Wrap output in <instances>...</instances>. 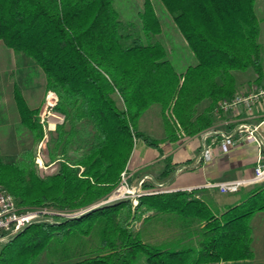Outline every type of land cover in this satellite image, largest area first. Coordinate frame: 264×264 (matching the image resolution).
I'll use <instances>...</instances> for the list:
<instances>
[{
    "label": "trees",
    "instance_id": "16d2710c",
    "mask_svg": "<svg viewBox=\"0 0 264 264\" xmlns=\"http://www.w3.org/2000/svg\"><path fill=\"white\" fill-rule=\"evenodd\" d=\"M159 1L197 60L183 73L153 40L162 24L148 0L135 21L121 20L114 0H0V41L41 69L44 91L56 92L55 110L65 117L49 135L52 174L39 175L31 150L10 162L0 152V186L19 208L89 209L119 185L137 141L161 152L167 139L198 134L237 95L238 73L250 69L260 81L255 0ZM14 97L22 124L40 141L38 109L19 92ZM153 105L163 140L139 128ZM199 192L147 194L136 205L123 199L32 223L2 243L0 264H38L43 255L47 264H264L255 259L252 225L264 212V185L220 210ZM141 219L165 223L176 236L151 242L131 226Z\"/></svg>",
    "mask_w": 264,
    "mask_h": 264
},
{
    "label": "rangeland",
    "instance_id": "374dc122",
    "mask_svg": "<svg viewBox=\"0 0 264 264\" xmlns=\"http://www.w3.org/2000/svg\"><path fill=\"white\" fill-rule=\"evenodd\" d=\"M145 1L146 0H114V7L118 11L121 20L135 21L137 20V13L144 9ZM148 1L152 4L162 24V32L154 36L153 40L160 41L163 44L167 52L166 58L177 72L183 73L188 66L196 65L197 60L193 56L186 41L175 28L172 18L166 12L161 2L159 0ZM254 8L259 26L258 42L260 44L261 66L264 73V0H255ZM237 76L239 84H237L236 94L245 95L248 93V88H251V82L256 76L250 69L243 73H238ZM262 78L264 79V74ZM44 86L45 79L41 69L29 58L25 57L23 54L14 53L13 50L5 47L0 41V152L3 159L10 162L16 161L24 150H31L35 156L37 171L41 177L52 174L57 169V164L51 162L48 156V148L50 146L49 135L51 131L55 130L57 125L54 129L48 131L47 127L49 125L46 123V127L44 128L40 123L43 129V137L46 133L48 134L47 141L42 137L40 141L35 142L32 132L22 124L18 116L19 112L17 114L15 110H12L13 108H10V101L7 103V99L10 98L12 100V106H14V92H19L24 98V105L30 109H34L37 100L43 98L37 114L40 122V110L44 104L45 95L47 93V91H44ZM54 93L56 94V92ZM198 109L200 110V107H198ZM54 112L59 116H63V122L65 121L64 115L56 110H54ZM170 114L169 111H166L168 120L173 122V117ZM214 117H216V114H214ZM11 119L12 125H10ZM138 124L141 131L155 139L163 140L166 136L159 105L151 106L146 113L139 118ZM177 130H179L178 127ZM177 133H180V130ZM41 141L42 146H40ZM152 189L154 191H168V188L158 185H153ZM246 195L247 193L243 190L234 194L214 193L215 198L217 197L221 202L226 203L240 200ZM127 199L132 198L129 197ZM252 225L254 229L253 248L255 251V259L256 261H263L264 212L254 217ZM131 226L134 229L144 228L146 234L145 239L151 242H158L159 240L162 241L176 236L174 228H169L165 223L155 225L150 222L144 224L141 219L140 221L133 222ZM1 245L2 243H0V247ZM87 246L89 247V245ZM38 264H47L46 255L41 257Z\"/></svg>",
    "mask_w": 264,
    "mask_h": 264
},
{
    "label": "crops",
    "instance_id": "0c3cea01",
    "mask_svg": "<svg viewBox=\"0 0 264 264\" xmlns=\"http://www.w3.org/2000/svg\"><path fill=\"white\" fill-rule=\"evenodd\" d=\"M251 83L247 95H258L264 91L263 78L258 82L253 80ZM13 100L14 106H12L10 98L7 99V103L10 101V108H13L12 110L18 114L15 97ZM42 100L43 98L37 100L34 109L39 108ZM241 124L257 127L264 155V95H259L249 107L240 105L227 112H222L221 119L213 126L223 132L234 133ZM10 125H12V119ZM205 145H210L213 151L212 158L207 162H203L201 158ZM160 151L148 147L140 140L135 143L126 168L129 184L137 187L139 182L143 181L147 185L164 186L168 188V192L198 190L200 191L198 196L210 201L219 210L223 209L224 206L238 203L241 199L227 203L221 202L220 199L214 197V193L219 192L218 189L208 188L205 185L209 182L216 183L251 177L257 156L256 146L252 143L239 142L228 153H223L219 148L218 138L216 141L210 138L203 140L199 133L192 136H182L174 141L167 139L160 144ZM168 170V173L162 174ZM255 185H264V182L245 186L240 191L243 190L247 193ZM144 189L152 188L146 187Z\"/></svg>",
    "mask_w": 264,
    "mask_h": 264
},
{
    "label": "built area",
    "instance_id": "2783aa9c",
    "mask_svg": "<svg viewBox=\"0 0 264 264\" xmlns=\"http://www.w3.org/2000/svg\"><path fill=\"white\" fill-rule=\"evenodd\" d=\"M259 95H264V91L260 94L252 95H235L231 100L223 101L219 106V111L227 112L240 105L249 107ZM44 104L40 110V123L46 127L48 131L54 129V127L63 122V116H59L54 112V108L57 105V95L53 91H47L44 99ZM203 140L213 139L219 140V148L223 153H228L235 144L239 142L252 143L256 146L257 156L256 163L253 168L251 177L237 178L233 180H227L216 183H207L205 186L208 188H216L222 194L236 193L241 188L249 185L264 182V155L262 153V145L258 137L257 127H250L245 124L239 125L234 133H227L219 130L217 127L212 126L199 133ZM48 134L44 135L45 141H47ZM42 146V141L40 142ZM46 143V142H45ZM212 148L210 145H205L202 150L201 158L203 162H207L212 158ZM142 182H139L137 187L131 186L128 182V176L126 170L121 173L119 185L99 203L93 205L89 209L97 208L104 204H109L118 200L127 198L130 199L133 205L137 204L138 197L147 194H153L158 192H168L167 190L154 191L153 189L146 190L142 186ZM192 191V190H188ZM87 209V210H89ZM87 210H82L76 213H68L58 211L49 207L39 208H19L15 203L13 197L7 193L0 186V243L6 242L9 238L13 237L23 228L29 226L32 223L39 221H62L64 219L72 218L81 215Z\"/></svg>",
    "mask_w": 264,
    "mask_h": 264
},
{
    "label": "water",
    "instance_id": "95a60500",
    "mask_svg": "<svg viewBox=\"0 0 264 264\" xmlns=\"http://www.w3.org/2000/svg\"><path fill=\"white\" fill-rule=\"evenodd\" d=\"M93 209H95V208L89 209V210H87V211H91V210H93Z\"/></svg>",
    "mask_w": 264,
    "mask_h": 264
}]
</instances>
